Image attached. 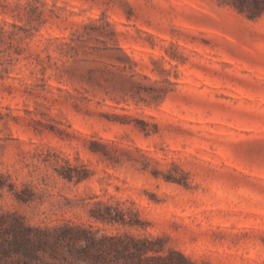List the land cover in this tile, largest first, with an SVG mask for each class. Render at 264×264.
<instances>
[{"label": "rangeland", "instance_id": "374dc122", "mask_svg": "<svg viewBox=\"0 0 264 264\" xmlns=\"http://www.w3.org/2000/svg\"><path fill=\"white\" fill-rule=\"evenodd\" d=\"M0 212L264 264V0H0Z\"/></svg>", "mask_w": 264, "mask_h": 264}, {"label": "trees", "instance_id": "16d2710c", "mask_svg": "<svg viewBox=\"0 0 264 264\" xmlns=\"http://www.w3.org/2000/svg\"><path fill=\"white\" fill-rule=\"evenodd\" d=\"M104 210L106 215H96V218L127 224L123 214L117 212L112 216L109 207ZM84 232L67 225L53 230L32 227L16 215L0 212V264H97L102 255L91 237H81ZM81 241L85 242L84 246H78ZM157 242L148 238L117 237L108 248L115 253V260L118 256L124 257L128 264H141L144 258L148 264H192L182 256H179L180 263L172 261L170 255L174 252L168 250L163 255V248L157 247ZM148 253L152 255L145 256Z\"/></svg>", "mask_w": 264, "mask_h": 264}]
</instances>
